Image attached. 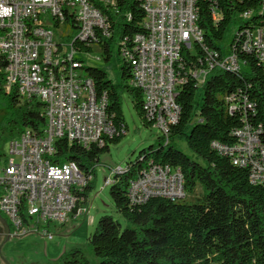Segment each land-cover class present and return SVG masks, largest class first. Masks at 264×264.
<instances>
[{"label":"trees","instance_id":"obj_1","mask_svg":"<svg viewBox=\"0 0 264 264\" xmlns=\"http://www.w3.org/2000/svg\"><path fill=\"white\" fill-rule=\"evenodd\" d=\"M197 7L203 41L195 43L193 50L184 48L183 68L177 67L184 82L177 96L179 119L170 124L167 135L162 133L155 144L116 170L110 193L123 221L104 214L88 238L100 264H264V184L252 182L249 166L234 163L214 145H236L237 131L249 124L260 132L264 146V66L255 53L242 47L247 30L264 27V0H198ZM101 8L111 21L113 34L101 39L99 48L103 59L110 62L118 46L120 81L114 83L104 68L78 58L93 78L97 93H106V110L116 133L102 145L90 147L58 139L52 157L56 163L76 162L86 177V185L77 192L79 206H89L101 155L127 130L123 94H128L145 125H155L146 117L143 91L132 83L133 66L121 56L122 48L133 50L135 35L145 32L143 1L118 0L116 10ZM232 27L236 32L229 49L249 69L214 68L200 83L191 69L205 66L210 50L226 55L221 43ZM76 47L87 53L94 48L86 43ZM6 66L7 60L1 58L0 104L9 110L3 130L11 135L26 128L41 132L46 124L45 103L22 100L16 87L6 92ZM177 138L186 140L194 157L176 146ZM152 165L180 170L187 196L199 188L202 195L191 201L151 196L133 202L131 183ZM61 258L65 264H91L80 248L64 252Z\"/></svg>","mask_w":264,"mask_h":264},{"label":"built area","instance_id":"obj_2","mask_svg":"<svg viewBox=\"0 0 264 264\" xmlns=\"http://www.w3.org/2000/svg\"><path fill=\"white\" fill-rule=\"evenodd\" d=\"M142 1L145 32L135 35L133 50L123 47L121 56L133 66L132 83L143 91L146 117L167 135L170 124L180 116L177 96L184 82L177 67L183 68L184 48L193 50L195 43L203 41L197 24L198 0ZM117 2L0 0V59L7 60L5 90L16 87L22 100L43 101L46 118L41 132L26 128L14 135L9 144L11 155L0 162V213L9 220L14 236L35 232L51 239L53 225L75 219L70 218V211H77V218L88 212L89 206L78 204L77 192L87 183L79 165L56 163L52 157L58 139L90 147L102 145L116 133L106 110L107 95H99L93 78L83 72L78 53L84 51L76 45L86 43L100 50L99 41L113 34L101 7L116 10ZM53 39L64 40V54L54 53ZM242 47L255 53L264 66V27L247 30ZM242 65L231 49L223 56L210 50L205 66L190 72L199 74L203 83L214 68L240 69ZM236 135V145H214L234 163L249 166L252 182L264 184L260 132L246 124ZM115 174L116 168L105 184L111 185ZM129 194L133 202L151 196L187 197L182 172L159 165L150 166L133 181Z\"/></svg>","mask_w":264,"mask_h":264},{"label":"rangeland","instance_id":"obj_3","mask_svg":"<svg viewBox=\"0 0 264 264\" xmlns=\"http://www.w3.org/2000/svg\"><path fill=\"white\" fill-rule=\"evenodd\" d=\"M235 32L236 27H232L230 33L222 41L221 45L224 51L229 50ZM100 55L102 53L97 47H94L91 53H78V57L83 58L88 65L104 68L114 83L119 82L120 57L118 46L113 49L112 61L107 62ZM248 69L247 65H242V70ZM123 110L127 130L119 142L112 143L110 149L101 155L100 162L96 165L94 187L89 192L88 212L65 225L59 223L53 225L51 232L54 236L51 239L41 233L22 236L12 235L10 237L7 234H1L0 264H65L61 256L64 252L68 253L75 248L82 249L91 264H100V259L88 244L89 236L94 232L99 218L104 214L113 215L123 221L122 216L115 208L110 193V185L105 184V178L112 173L113 169H118V166L124 168L129 161L137 157L142 149L155 144L162 134V130L158 126H147L142 122L126 93L123 94ZM8 113V108L0 104L1 163L11 155L9 144L14 136L2 128L7 120ZM175 143L180 150L190 157H194V153L188 147L186 140L177 138ZM201 195L202 189L199 188L195 195H188L186 199L195 200Z\"/></svg>","mask_w":264,"mask_h":264},{"label":"bare ground","instance_id":"obj_4","mask_svg":"<svg viewBox=\"0 0 264 264\" xmlns=\"http://www.w3.org/2000/svg\"><path fill=\"white\" fill-rule=\"evenodd\" d=\"M52 47H54V53L57 54H64L65 53V42L63 39H53L52 40ZM227 67H232V68H237V66H227ZM224 68V67H223ZM200 78L199 74H195ZM181 78V76H180ZM155 126H158V123H155ZM237 133H240V130L237 131ZM104 143V141H103ZM123 168H118L116 170L120 171ZM175 172H181L180 170H175ZM70 218H77V211H70Z\"/></svg>","mask_w":264,"mask_h":264},{"label":"crops","instance_id":"obj_5","mask_svg":"<svg viewBox=\"0 0 264 264\" xmlns=\"http://www.w3.org/2000/svg\"><path fill=\"white\" fill-rule=\"evenodd\" d=\"M77 218L73 219L76 220ZM12 231V226L9 222V220L7 219V217L5 215H3L2 213H0V235L1 234H7L9 237L12 236L11 234ZM32 234H36L35 232H31ZM28 233V234H31ZM18 236H22V235H18Z\"/></svg>","mask_w":264,"mask_h":264},{"label":"clouds","instance_id":"obj_6","mask_svg":"<svg viewBox=\"0 0 264 264\" xmlns=\"http://www.w3.org/2000/svg\"><path fill=\"white\" fill-rule=\"evenodd\" d=\"M6 12H8V11H10V9H8V10H5Z\"/></svg>","mask_w":264,"mask_h":264}]
</instances>
